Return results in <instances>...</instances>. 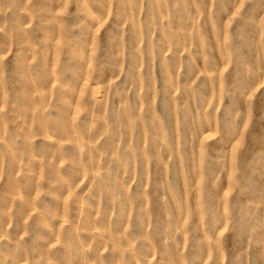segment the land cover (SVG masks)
<instances>
[{
	"label": "rangeland",
	"instance_id": "rangeland-1",
	"mask_svg": "<svg viewBox=\"0 0 264 264\" xmlns=\"http://www.w3.org/2000/svg\"><path fill=\"white\" fill-rule=\"evenodd\" d=\"M0 264H264V0H0Z\"/></svg>",
	"mask_w": 264,
	"mask_h": 264
}]
</instances>
